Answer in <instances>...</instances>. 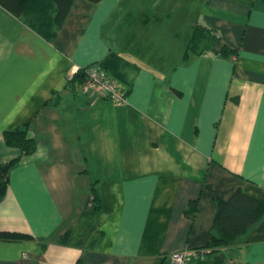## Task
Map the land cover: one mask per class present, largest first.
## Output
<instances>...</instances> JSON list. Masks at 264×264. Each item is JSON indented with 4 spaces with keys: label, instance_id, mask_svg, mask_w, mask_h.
Wrapping results in <instances>:
<instances>
[{
    "label": "crops",
    "instance_id": "obj_1",
    "mask_svg": "<svg viewBox=\"0 0 264 264\" xmlns=\"http://www.w3.org/2000/svg\"><path fill=\"white\" fill-rule=\"evenodd\" d=\"M173 1L74 0L60 26L52 0L0 7V164L22 156L4 132L37 143L8 176L0 234L24 238L0 239V264H168L220 236L219 202L264 206V0ZM194 26L208 40L184 59ZM91 65L125 104L67 83ZM194 264H264V216Z\"/></svg>",
    "mask_w": 264,
    "mask_h": 264
},
{
    "label": "trees",
    "instance_id": "obj_2",
    "mask_svg": "<svg viewBox=\"0 0 264 264\" xmlns=\"http://www.w3.org/2000/svg\"><path fill=\"white\" fill-rule=\"evenodd\" d=\"M28 0H0V7L15 17H18L23 7ZM57 5L56 24L60 26L65 20L67 13L74 0H52ZM93 3H98L100 0H88ZM208 40L207 32L205 28L200 26H194L192 36L186 45L185 57L189 53L200 55L199 48L203 42ZM210 40V39H209ZM200 52V53H199ZM232 51L223 49L222 55L227 56ZM85 76V70L80 69L72 80L71 87H76L82 82ZM30 123L23 124L12 131L4 132L3 136L5 143L20 150L22 156L6 164H0V203L3 201L7 187L8 176L11 169L16 166L22 159L28 158L33 155L36 150L37 143L30 137ZM97 201V198H95ZM195 209V203H192L189 208V214H192ZM264 216V206H262L256 200L243 195L241 193H235L228 201L219 202L217 205V212L213 222V230H215L220 236L210 237L209 246L204 251V258L213 254L217 249L228 246L231 241L244 236L250 229H252ZM23 235L2 233L0 239L2 240H20L23 239Z\"/></svg>",
    "mask_w": 264,
    "mask_h": 264
},
{
    "label": "built area",
    "instance_id": "obj_3",
    "mask_svg": "<svg viewBox=\"0 0 264 264\" xmlns=\"http://www.w3.org/2000/svg\"><path fill=\"white\" fill-rule=\"evenodd\" d=\"M85 76L82 82L77 85L78 91L84 96L90 106H95L100 101H109L116 105H123L127 102V92L111 77L107 70L98 65H91L84 68ZM68 75L67 83H71L74 75ZM204 251L185 250L168 256V264H194L204 258Z\"/></svg>",
    "mask_w": 264,
    "mask_h": 264
},
{
    "label": "rangeland",
    "instance_id": "obj_4",
    "mask_svg": "<svg viewBox=\"0 0 264 264\" xmlns=\"http://www.w3.org/2000/svg\"><path fill=\"white\" fill-rule=\"evenodd\" d=\"M168 2L166 3V13L170 16H172L173 12L176 10V5L178 4V1H173V0H167ZM165 16V15H162ZM165 22H167V19H165ZM171 25H169L168 23H165L163 26L159 25V29L153 31V29H150L153 33L155 37H159L160 36V40L162 39V36L164 34H167L170 30ZM156 33H158L159 36L156 35ZM148 38V37H146Z\"/></svg>",
    "mask_w": 264,
    "mask_h": 264
}]
</instances>
